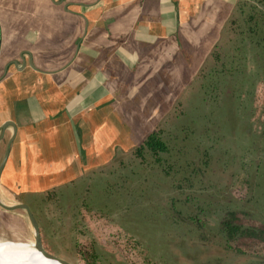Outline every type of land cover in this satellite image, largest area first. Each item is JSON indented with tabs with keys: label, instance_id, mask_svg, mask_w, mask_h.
I'll return each instance as SVG.
<instances>
[{
	"label": "crops",
	"instance_id": "0c3cea01",
	"mask_svg": "<svg viewBox=\"0 0 264 264\" xmlns=\"http://www.w3.org/2000/svg\"><path fill=\"white\" fill-rule=\"evenodd\" d=\"M241 1L0 0V136L17 129L0 193L76 182L139 143Z\"/></svg>",
	"mask_w": 264,
	"mask_h": 264
},
{
	"label": "rangeland",
	"instance_id": "374dc122",
	"mask_svg": "<svg viewBox=\"0 0 264 264\" xmlns=\"http://www.w3.org/2000/svg\"><path fill=\"white\" fill-rule=\"evenodd\" d=\"M262 8L264 9L260 7L261 10ZM233 18H239L237 19L239 22L235 25L231 21L227 23V31L223 34L225 38L227 34H236L238 30H242V33L247 31V25L243 24L244 15L236 12L232 20ZM254 23L255 20L250 26H254ZM231 25L234 30H229ZM236 25L240 29L239 27L236 29ZM257 34H261V27ZM225 38L220 44L223 52L230 49L227 42L223 47ZM207 63L210 65L211 60L209 59ZM255 83L259 100L263 90L261 84L257 81ZM192 96L191 90L186 87L181 99H188L191 108L198 107L201 95L193 98ZM190 111H192L190 116L184 118L183 123L195 125L192 120L199 110L197 108ZM223 115L224 113H222V127L227 133L230 131L229 123L224 120ZM227 115L233 118L231 110L226 112ZM216 118L221 119L219 115ZM161 126L165 132L174 131L170 122ZM178 129L180 130L179 127ZM198 132L195 137H199ZM220 138L223 147H232L233 150L228 148V153L224 150L220 151V155L226 158L227 164L234 159L235 176L229 187L230 192L218 193L214 184H203L202 187L205 188L201 192L196 191L201 200L197 204L203 208V216L200 215L199 208L196 211V203L190 204L189 210L179 205L183 215L185 214V217L182 216L183 219H190V212L192 216L196 214L199 218H204L202 229H198L195 225H182L163 211L170 195L166 192L170 183L164 182L161 187L154 186L153 182L165 178H160L163 174L156 167L142 169L139 161L137 159L134 161L129 153L117 155L121 156L123 162L121 165L116 162L96 172L87 173L76 182L61 185V188L57 189L50 198L43 191L21 190L17 201L30 206L38 222L45 250L70 264H174L170 261H174L172 258L184 245L182 238L175 232L185 234L184 231L188 228V235L193 237L201 230L211 240L216 236L218 219L222 211L227 208H243L255 216L264 217V150L260 151L264 147V138H255V144L250 146L252 149L248 152L250 159L243 167L238 161L244 153L242 149H247L243 144L244 139L242 140L237 132L225 139L220 134ZM189 140L194 142L192 137L186 142L189 143ZM2 147L3 144L0 147V158L3 154ZM258 155H260L259 161ZM163 156L168 157L167 154ZM145 158L147 161L152 160L147 155ZM230 173L226 174L227 178ZM145 178L149 182L143 181ZM211 178L210 175L209 179ZM10 185L5 179L2 180L0 198L7 205L14 203ZM196 192L192 190L193 194ZM197 212L200 214L198 215ZM192 228L194 231L191 230ZM0 240L13 242L34 251L33 232L24 211L6 212L0 208ZM178 240L180 241L175 242ZM168 244L171 246L169 247ZM254 249L259 251V254H264L263 247L256 246ZM207 251L208 248L202 253L196 248L191 256L205 258ZM170 257L172 258L169 260Z\"/></svg>",
	"mask_w": 264,
	"mask_h": 264
},
{
	"label": "trees",
	"instance_id": "16d2710c",
	"mask_svg": "<svg viewBox=\"0 0 264 264\" xmlns=\"http://www.w3.org/2000/svg\"><path fill=\"white\" fill-rule=\"evenodd\" d=\"M254 2L242 0L235 8V13L244 15L243 24L247 25V31L242 33V30H238L236 34H227L226 38L221 34L194 80L187 86L192 92V98L201 95L198 107L191 108L188 99L183 100L180 95L163 120L145 138L129 150L122 152V154L129 153L134 161L137 159L142 169L156 167L163 174L160 178H168L157 180L152 184L161 187L164 182L170 183L168 190L166 189L170 195L168 202L164 204L163 211H166L170 218L185 226L195 225L198 229L203 227L204 218L201 219L196 214L192 216L190 212V219H183L182 216L185 214L183 215L179 208L181 205L189 210L191 209L190 204L196 203V211L199 208L201 212V214L197 212L198 215L203 216V208L197 204L201 201L197 193L205 188L202 187L203 184H214L218 193L230 192L229 187L235 176L233 173L235 171L234 159L227 164L226 158L220 155V151L224 150L228 153V148L232 150V147L222 146L220 134L225 139L237 132L241 139H244L243 144L247 149H242L244 153L238 161L242 167L250 159L248 152L252 149L250 146L255 144V138H264V9L256 7L257 4L264 6V0ZM235 13L229 20V23L231 21L233 25L239 22L237 20L239 18L232 20ZM253 20H255V29L254 26H250ZM238 27L236 25V29ZM260 27L261 34H257ZM229 30H234V27L231 25ZM226 31L225 26L224 32ZM224 38L223 47L226 42L230 45L227 52H223L220 45ZM209 59L211 60L210 65L207 63ZM256 81L261 84L263 90L259 100L256 87H254ZM197 108L198 114L192 120L195 125L183 123L184 118L190 116L192 112L190 109L196 110ZM230 110L233 118L226 116V112ZM222 113H224V120L229 123L230 131L227 133L222 127ZM255 113L256 116H254ZM218 115L221 119L216 118ZM167 122H170L174 131L165 132L161 125ZM198 127L200 129H197ZM197 131H199V137H195ZM190 137L193 138V143L191 140L189 143L186 142ZM261 150H264V147ZM164 154L168 157H164ZM146 155L152 160L147 161ZM121 156H115L108 166L116 162L121 165L123 163ZM257 159L260 160V155ZM227 173L231 174L228 178ZM210 175L211 179H209ZM143 181L149 182L146 178ZM59 188L61 186L44 191V193L50 198ZM192 190L198 192L193 194ZM191 230L194 231V228ZM188 231L187 228V231H184L185 234L175 232L182 238L184 245L180 247L181 251L177 250L173 258H169V260L171 258L174 260L170 261L171 263L264 264V254H259V251L254 249L256 246L264 248V217L255 216L248 210L243 208L223 210L217 222L215 239L210 240V237H207L201 230L191 237ZM168 246L170 247L171 244ZM196 248L202 253H205L208 248L205 258L191 256Z\"/></svg>",
	"mask_w": 264,
	"mask_h": 264
},
{
	"label": "water",
	"instance_id": "95a60500",
	"mask_svg": "<svg viewBox=\"0 0 264 264\" xmlns=\"http://www.w3.org/2000/svg\"><path fill=\"white\" fill-rule=\"evenodd\" d=\"M13 127V131H14V135L8 140L6 146H5V149H4V152H3V155H2V158L0 160V179H1V175H2V172H3V169L5 167V164L7 162V159H8V156H9V152H10V148H11V145L15 139V135L17 133V129L14 125L13 122H7L5 124V126L2 127V134L0 136V139L3 137V134H4V130L8 127V125H10ZM20 194V189H19V186L16 185L15 186V191H13V195H14V203L12 205H7L5 203H3L1 201V198H0V208L6 212H13V211H16V210H21V211H24L28 217V220H29V223L31 225V228H32V232H33V247L36 251H38L42 257H44L45 259L47 260H50V261H55L59 264H70L69 262L67 261H64L56 256H54L53 254L49 253L47 250H45L44 246H43V243H42V238H41V233H40V229H39V225H38V222L35 218V215L33 214L30 206L28 204H25V203H22V202H19L17 201V198ZM13 243V242H12ZM16 243V242H14ZM19 243V242H17Z\"/></svg>",
	"mask_w": 264,
	"mask_h": 264
},
{
	"label": "bare ground",
	"instance_id": "6f19581e",
	"mask_svg": "<svg viewBox=\"0 0 264 264\" xmlns=\"http://www.w3.org/2000/svg\"><path fill=\"white\" fill-rule=\"evenodd\" d=\"M29 243V242H28ZM33 245V244H32ZM0 264H59L41 256L34 249L29 250L22 245L0 240Z\"/></svg>",
	"mask_w": 264,
	"mask_h": 264
}]
</instances>
